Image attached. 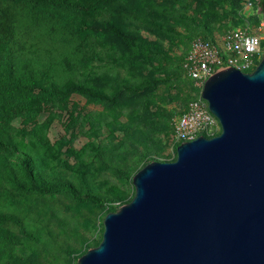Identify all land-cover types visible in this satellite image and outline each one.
<instances>
[{
  "label": "rangeland",
  "instance_id": "374dc122",
  "mask_svg": "<svg viewBox=\"0 0 264 264\" xmlns=\"http://www.w3.org/2000/svg\"><path fill=\"white\" fill-rule=\"evenodd\" d=\"M183 1L190 8L169 25L184 39L204 30L211 40L245 23L244 0ZM124 2L132 7L134 1ZM256 18L252 21L258 22ZM120 25L160 46L170 61L159 62L153 51L140 55L132 65L140 82L137 92L107 87L103 94L110 103L80 94L39 99L41 109L34 124L15 119L10 130L11 142L29 156L39 185L67 183L102 199L103 206L75 201L65 191L51 195L26 191L23 187L29 183L23 166L11 152L0 151V216L18 221L16 225L0 219V264H77L101 241L106 214L132 200L133 175L152 161L175 160L177 146L167 121L172 112L185 109L193 94L179 60L189 42ZM100 39L109 48L126 50L112 35Z\"/></svg>",
  "mask_w": 264,
  "mask_h": 264
},
{
  "label": "water",
  "instance_id": "95a60500",
  "mask_svg": "<svg viewBox=\"0 0 264 264\" xmlns=\"http://www.w3.org/2000/svg\"><path fill=\"white\" fill-rule=\"evenodd\" d=\"M201 97L220 133L137 171L77 264H264V54L249 73L217 70Z\"/></svg>",
  "mask_w": 264,
  "mask_h": 264
},
{
  "label": "trees",
  "instance_id": "16d2710c",
  "mask_svg": "<svg viewBox=\"0 0 264 264\" xmlns=\"http://www.w3.org/2000/svg\"><path fill=\"white\" fill-rule=\"evenodd\" d=\"M124 1L0 0V151L11 152L23 166L29 183L23 187L26 191L49 195L65 191L75 201L103 206L102 199L67 183L46 188L39 185L29 156L11 142L10 130L15 119L24 125L34 124L41 109L39 99L80 94L110 103L103 94L107 87L137 92L140 82L132 65L140 55L146 57L153 51L159 62L170 61L160 46L133 36L120 23L188 41V46L195 38L210 40L204 30L200 36L184 39L171 28L169 24L181 20L183 10L190 8L183 0H132V7ZM260 5L263 11L264 0ZM103 34L112 35L126 50L109 48L100 39ZM183 56L179 58L182 73ZM191 89L194 94L196 89ZM175 112L180 110L168 116L169 132V118ZM0 219L18 225L12 217Z\"/></svg>",
  "mask_w": 264,
  "mask_h": 264
},
{
  "label": "built area",
  "instance_id": "2783aa9c",
  "mask_svg": "<svg viewBox=\"0 0 264 264\" xmlns=\"http://www.w3.org/2000/svg\"><path fill=\"white\" fill-rule=\"evenodd\" d=\"M260 2L244 0L243 25L208 41L195 38L190 42L183 56L182 70L196 92L183 111L175 112L169 118L170 138L174 145L198 136L210 138L220 133V124L202 99L201 89L208 77L227 66L243 73L255 69L264 54V20ZM253 17H257L258 22L252 21Z\"/></svg>",
  "mask_w": 264,
  "mask_h": 264
}]
</instances>
